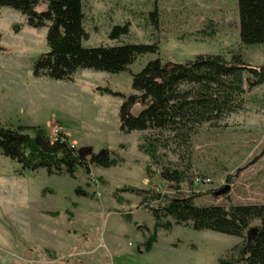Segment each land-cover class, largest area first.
<instances>
[{
	"label": "rangeland",
	"instance_id": "rangeland-1",
	"mask_svg": "<svg viewBox=\"0 0 264 264\" xmlns=\"http://www.w3.org/2000/svg\"><path fill=\"white\" fill-rule=\"evenodd\" d=\"M39 2L38 9L45 10L47 1ZM83 3L86 46L157 43L160 53L143 54L119 73L81 68L72 80L36 77L35 61L49 50L48 27H32L18 10L0 8V122L39 125L51 139L68 131L76 148H108L123 159L110 168L91 164L90 172L79 167L71 177L24 170L0 150V264H220V257L244 238L195 230L188 222L171 230L159 228L147 249L155 219L142 197L119 189L137 186L171 197L195 195L198 204L226 207L263 204L264 83L248 90L241 110L196 128L187 144L160 148L162 163L185 175L179 190L160 178L161 167L153 168L152 176L146 172L149 157L138 145L152 131L121 132L125 97L98 88L126 97L136 93L133 74L157 56L183 63L197 54L227 59L241 54L260 67L264 43L241 42L237 0ZM127 23L129 33L112 38L113 28ZM141 110V104L133 107L134 114ZM227 185L229 190L220 192ZM77 188L87 195L77 194ZM260 223L254 219L250 229Z\"/></svg>",
	"mask_w": 264,
	"mask_h": 264
},
{
	"label": "trees",
	"instance_id": "trees-1",
	"mask_svg": "<svg viewBox=\"0 0 264 264\" xmlns=\"http://www.w3.org/2000/svg\"><path fill=\"white\" fill-rule=\"evenodd\" d=\"M46 1L47 8L39 10V0H0V8L18 10L26 16L30 26L48 27L49 50L35 61L36 77L72 80L81 68L119 73L128 70L143 54L160 53L157 43L86 46L84 40L88 33L83 0ZM237 2L241 42L245 45L264 43V0ZM129 31L128 23L116 25L111 36L118 38ZM263 83L264 64L260 67L251 65L241 54H234L231 59L222 54H197L183 63H167L160 56L149 60L133 74L132 87L136 93L128 97L108 87H99L98 90L125 97L120 107L121 132L152 131L138 145L139 150L149 157L146 172L152 176L153 168L161 167L160 178L171 188L179 190L185 175L178 168L162 163L160 148L168 147L170 143L187 144L191 134L203 123L241 110L248 90ZM136 104L142 106L138 114L133 113ZM92 149L82 158L79 148L63 134L51 139L39 125L13 126L0 122L2 154L20 163L24 170L45 169L49 175L66 173L74 177L79 167L90 172L91 164L110 168L123 161L108 148L98 152ZM119 190L142 197L143 204L155 219L147 249L157 240L159 228L171 230L175 224L191 222L195 230H212L244 238L220 257V264H264V203L226 207L198 204L195 195L171 197L137 186ZM76 192L87 195L81 188ZM54 214L57 216L58 212ZM254 219L261 223L256 227V236L249 239L245 232Z\"/></svg>",
	"mask_w": 264,
	"mask_h": 264
},
{
	"label": "water",
	"instance_id": "water-1",
	"mask_svg": "<svg viewBox=\"0 0 264 264\" xmlns=\"http://www.w3.org/2000/svg\"><path fill=\"white\" fill-rule=\"evenodd\" d=\"M92 147L91 146H84V147H81L79 148V155L84 158L86 157L88 154H90L92 152ZM230 186L227 185L225 187H223L222 190H220V192H226L227 190H229ZM256 233H257V228H251L249 230V233H248V237L249 239H252L256 236Z\"/></svg>",
	"mask_w": 264,
	"mask_h": 264
},
{
	"label": "built area",
	"instance_id": "built-area-1",
	"mask_svg": "<svg viewBox=\"0 0 264 264\" xmlns=\"http://www.w3.org/2000/svg\"><path fill=\"white\" fill-rule=\"evenodd\" d=\"M55 138H56V137H55ZM197 181H198V182H200V181H206V182H210V181H211V179H202V180H201V179H197Z\"/></svg>",
	"mask_w": 264,
	"mask_h": 264
},
{
	"label": "crops",
	"instance_id": "crops-1",
	"mask_svg": "<svg viewBox=\"0 0 264 264\" xmlns=\"http://www.w3.org/2000/svg\"><path fill=\"white\" fill-rule=\"evenodd\" d=\"M60 121V120H59ZM62 122V121H61ZM62 125H63V127H65V125H64V123L62 122ZM67 136H69V134H68V131H67ZM70 137V136H69Z\"/></svg>",
	"mask_w": 264,
	"mask_h": 264
}]
</instances>
